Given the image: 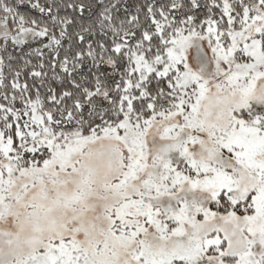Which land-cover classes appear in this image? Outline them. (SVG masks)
<instances>
[{
  "label": "snow or ice",
  "instance_id": "obj_1",
  "mask_svg": "<svg viewBox=\"0 0 264 264\" xmlns=\"http://www.w3.org/2000/svg\"><path fill=\"white\" fill-rule=\"evenodd\" d=\"M0 264H264V0H0Z\"/></svg>",
  "mask_w": 264,
  "mask_h": 264
}]
</instances>
